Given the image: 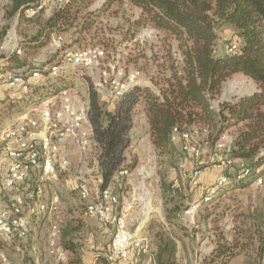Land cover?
Here are the masks:
<instances>
[{
  "label": "trees",
  "instance_id": "1",
  "mask_svg": "<svg viewBox=\"0 0 264 264\" xmlns=\"http://www.w3.org/2000/svg\"><path fill=\"white\" fill-rule=\"evenodd\" d=\"M42 1L12 0L9 5L8 16L18 15L20 46L26 53L48 45L55 34L69 36L72 42L70 47L73 43L80 46L87 44V35L93 38L98 36L97 19L110 10L111 15H117L119 12L118 9L113 10L114 6L121 7L127 2L140 9L137 17L128 15L130 18L127 34L132 32L131 35L135 36L141 27L150 25L160 30L165 40L173 38L177 41L179 58L170 63V73L156 81L160 85L159 93L149 86L137 85L119 96L121 100L113 108H109L104 102L100 103L96 95L92 98L91 109L87 112L97 147V169L92 175L91 184H98L97 178L101 175L103 182L99 184L100 188H111L118 194L127 183V173H121V170L130 172L138 163L136 158L126 164L123 161L131 142L133 108L142 103L151 142L159 157L162 153H169L174 147L172 134L175 127L180 132L190 133L191 142L205 141L215 149L225 130L236 128L229 150L217 149L222 153H211L215 156H226L233 161L229 165L221 166L222 174L230 181L220 188L217 196L231 189L248 188L258 179H262L260 184L264 186V0H105L95 10L90 7L97 0H67L53 7L49 15H46V10L35 16L24 13L26 6ZM124 15L127 16V13ZM8 28L9 24L0 25V48ZM93 29L96 31H92ZM228 29H232L235 36L224 45V51L219 52L221 35ZM99 42L107 47L109 45L103 37H99ZM233 44H237V48L228 51ZM0 62L3 63L0 65L1 72L10 70L15 76H23L29 86L27 91L13 86L16 96L1 94L0 116H5V119L2 118L4 121L11 118L14 120L15 116L25 113L23 108L18 107L17 102L29 98L28 96L32 97L27 102L39 103L42 99L33 96L42 89L44 75L34 77L35 66L32 68L28 57L19 55L16 51H0ZM24 67L27 69L21 70ZM29 68H32L31 72ZM28 72L30 73L27 74ZM235 73H243L253 79L256 89L234 99L222 100L225 84ZM53 87L54 91L61 89L59 84H54ZM15 100L20 101L15 103ZM216 101L218 107L213 105ZM0 124H3L1 120ZM198 132L204 133L205 138L199 137L198 140L194 136ZM2 152L0 150V154ZM35 169L39 168L31 169L27 178L14 187H5L0 183L1 190L6 191L3 195L7 197L9 191L18 192L24 198L28 211L32 208L30 204L38 203L43 197V189L41 193L38 192L36 179H30ZM248 169L250 172L246 173ZM6 170L7 168L4 169V174ZM159 177L164 216L168 224L158 218L151 219L147 224L150 236L148 252L140 249L134 252L145 257L151 255V264H180L178 253L181 238L177 230L186 226L180 213L186 205L178 197L185 195L182 187L171 180L172 177L167 179L166 171L160 170ZM42 180L49 179L42 177ZM79 197L82 212L86 213L87 200L80 193ZM119 199L120 208V195ZM257 200L256 203H248L246 208L238 210L232 239L219 235L211 253L203 258L205 264H231L237 258H241V264L260 263L264 258V197L259 194ZM209 203L211 202H204L206 205ZM209 216L210 213H207L205 218ZM83 223L82 215L73 213L71 219H65L60 224V245L72 252L68 260L61 264H86ZM43 231L44 226L37 225L35 229L31 226L25 237L18 232L10 239L0 236V240L3 239L9 248L10 263L36 264L30 250L37 245L44 251V244L37 243L41 235V239L45 236ZM109 249L95 255L94 264H115L117 261L111 262L108 259ZM15 253L21 258L15 257ZM40 261L47 263L45 255H42Z\"/></svg>",
  "mask_w": 264,
  "mask_h": 264
},
{
  "label": "rangeland",
  "instance_id": "2",
  "mask_svg": "<svg viewBox=\"0 0 264 264\" xmlns=\"http://www.w3.org/2000/svg\"><path fill=\"white\" fill-rule=\"evenodd\" d=\"M104 2L105 0H97L91 5L90 9L95 10ZM56 3V0H50L48 2L49 9L45 12L51 11ZM10 4V0H0V25L4 26L9 24L7 34L0 48V51L4 53H11L16 47H21L20 35L17 31L18 17L17 15L12 17L8 16ZM115 9H118L119 13L117 15H111L110 10L106 13L104 12L102 17L97 19L96 26L98 28L95 29L99 32L98 36L93 38V36L87 35V44L80 46L78 43H73L70 47L69 44L72 43L70 42V37L65 35L61 42L62 48H58L54 42V39L57 38L58 35L55 34L52 36V41L44 47L31 50L27 53L24 48L21 47L22 53L19 55H26L29 59L30 66L32 68L35 66L33 71L36 68H39L42 71V75H44V79L41 81L43 83L42 89L39 94L33 96L37 99H42L39 103L26 101L32 96H28L29 98H24L22 101L15 100V103L20 101L16 104L18 107L24 109V114H26V116L22 117L24 115L22 113V115L15 116L14 120L11 118V120L6 121H4L5 116H0V120L3 122L2 125L0 124V137L3 128L9 124L22 119L27 120L32 117L39 119L41 116V110L46 101H50L53 107H58L65 98H69L76 106L83 105L87 108V111H90L91 100L94 95H96V98L100 103L104 102L106 106L113 108L114 105L121 100V97L112 91L114 85H116L114 90H117L116 87L119 83H128L131 82V79H133L136 86L146 85L151 87L153 91L159 93L160 85L157 84L156 81L161 80L164 74H169L170 70L168 68L170 63H172V60L179 58L177 41L173 38L165 40L163 33L150 25L141 27L135 36L131 35L132 32L127 34L129 26L128 19L130 18L128 15L135 18L140 14V9L130 6L128 2L124 3L121 7L115 5L113 10ZM124 13H127V16L124 15ZM95 29L92 31H96ZM234 36L235 33L233 30L228 29L227 33H225V37L227 38L224 40V45L227 44L229 40L233 39ZM99 37L104 38L107 44H109L108 47L99 42ZM88 47H101L105 50L106 57L101 60L99 65L93 67L69 65L61 74H59V76L50 73V67L55 63L62 61L63 56L67 52ZM169 51H172V53ZM32 68H29L31 69L30 72L32 71ZM24 69L27 68L24 67L21 70ZM8 71L9 73L7 77L9 79L7 82L5 80L1 81L0 79L2 82L1 94L8 97L16 96V90L9 84L14 73L10 70ZM100 83H102V85H100ZM54 84H59L61 89L59 91H54ZM251 88H253V82L249 77L238 74L227 81L224 87L225 93L221 96V99H233L238 95L246 94L244 91ZM65 90L67 91V94H63V91ZM215 103L218 105V101ZM133 121L131 142L129 149L126 152V158L123 162L126 164L129 160L136 158L138 163L132 174H130V172L127 173V183H125V186L122 187L123 189H120L118 192L122 198L123 205L130 207V218L128 222L129 229L136 233L135 231L142 218L145 217V213L151 208L160 206L162 195H160L161 191L158 189L160 187L159 171L164 170L166 171L167 179H171L172 177L171 180H174L175 183L177 182L179 186L182 187V191L185 195V197L179 195L178 199L182 200L184 206L186 205V207L180 212L182 222L186 226L181 230L175 228L181 238L179 239V262L180 264H205L203 258L205 255L211 253L219 235L232 239L235 226L234 219L238 210L246 208L248 203H256L259 194H261L262 198L264 197V186L256 182L248 188L231 189L226 193L220 194L207 205L200 201V207L196 211L194 217H186L184 211L187 206L193 202L202 200V198L198 200L197 197L201 194V191L204 193V188L207 184L202 182V186L192 185V182L190 183V178L184 175V172L180 170L179 164L185 162L189 171L200 169L202 173L208 171L206 175L211 176L213 174L211 169L216 166L207 164L206 161L211 153L222 152L205 141H201L200 143L192 142L197 144L202 151V154L197 157L184 149L185 141L180 139L173 143L174 147L169 153H162L159 157L151 142L149 124L142 103L136 104L133 108ZM236 131V128H230L225 130L224 133L235 134ZM92 133L91 126L89 144L85 149L80 148L72 137H68L66 140L59 142L62 151L60 159L62 160L66 157L70 161V170L68 171V174L65 175L60 172L61 174L59 175L58 180L43 181V176L39 169H35L31 173V179H36L35 181L37 184L43 189L42 200L47 201V198H50L53 195H58L60 198L56 204L57 208L50 213L46 212L49 216L44 225L45 231H43V234H45V236L42 241H49V233L52 224H62L67 216V204H63L62 201L65 199L63 197H70V193H72L70 191L71 181H75V179L70 178V175H77V168L87 171L90 167L94 166L93 158L96 157L97 147L94 144L95 142ZM194 136L198 140L199 137H201V139L205 138V134H200L199 132L195 133ZM223 141L226 140L224 139ZM2 145L3 143L0 138V147ZM64 146L65 148H63ZM71 150H76V152ZM189 171H187V173L190 174ZM173 175L175 176L174 178ZM88 178H90V176ZM73 192H76L75 194L79 198L80 191L78 186ZM18 196H20L18 192L14 193L10 191L7 197L3 196L6 205L10 203V207L4 209L12 211L13 204ZM37 206L38 203L34 202L31 211L27 210L25 204L22 208L23 214L28 219L29 230L33 225L32 218L34 215L40 216V219L43 215H46L45 212L32 211L33 209L36 210ZM130 212H133L132 216H130ZM207 213H210V216L206 219L205 215ZM102 223H106L105 226L109 229V240L111 241L114 226L106 221H102ZM167 224L168 222L166 221V225ZM136 235L144 239L143 235ZM0 236L3 239H10L4 235ZM5 243L4 240L2 243L0 242V253H3L8 258V264H11L9 260V248ZM3 244L5 247L2 246ZM34 247L30 250L34 259H39L41 255H45L47 260L46 264H61V261L57 260L49 253L48 244L46 246L44 243V251L41 249V252L37 245L35 247L37 248L36 251H34ZM206 252L207 254H205ZM15 254V257H18L19 259L21 258L17 253ZM263 259L264 258H262L261 261H263ZM123 261L124 260L118 259L116 263L122 264ZM261 261L259 264H261ZM0 262H2L1 259ZM37 264L41 263L39 262ZM231 264H241V258H237Z\"/></svg>",
  "mask_w": 264,
  "mask_h": 264
},
{
  "label": "built area",
  "instance_id": "3",
  "mask_svg": "<svg viewBox=\"0 0 264 264\" xmlns=\"http://www.w3.org/2000/svg\"><path fill=\"white\" fill-rule=\"evenodd\" d=\"M43 0L34 5H29L24 8V13L27 16H35L42 10L49 9L48 2ZM57 4L67 0H56ZM54 5L53 7H55ZM63 37L58 35L54 42L58 48L61 47ZM237 48V44H233L228 51ZM18 54L22 53L21 47L14 49ZM106 57V52L101 47H88L76 51L67 52L63 56V60L55 63L50 67V73L59 75L69 65H83L86 67L97 66L101 60ZM41 70L36 68L33 71L34 77H40ZM132 82V83H131ZM128 83H119L117 90H112L117 95H124L131 91L136 84L133 79ZM10 86H19L22 91L29 89L26 79L21 76H13L10 80ZM102 85V83H100ZM2 92V82L0 81V98ZM67 94V91H63ZM91 131V123L88 118L87 108L83 105H75L69 98H65L58 107H53L50 101H46L41 110L39 119L34 117L27 120H20L15 123L5 126L1 133L0 147L3 152L0 154V183L5 187H14L17 183L23 182L31 169L39 168L44 179L57 180L60 172L68 171L70 161L64 157L60 159L62 153L60 141L66 140L68 137L75 139L80 148L85 149L89 144V136ZM190 133L180 132L177 127L174 128L172 140L177 141L181 138L185 140L184 149L194 156L199 157L202 154L200 147L189 140ZM226 141H223V140ZM232 140L226 136L218 142L216 148L220 150H229ZM60 161V162H59ZM233 161L226 156H215L210 154L207 164L221 167L229 165ZM4 174V169H6ZM180 170L184 175L188 176L192 183L201 186L200 169H195L187 173V164L182 162L179 164ZM97 169V164L90 167L87 171L77 168V180L80 195L87 200L86 213L90 216L101 218L107 223L114 226V232L108 253V259L115 262L118 259L126 261L131 252L142 250L147 252L148 245L145 240L138 237L136 233L128 227V218L130 207L121 204L120 199L111 188L101 189L99 184L103 182L102 176H98V184H91L90 178ZM248 169L246 173H249ZM121 173H128L127 170H122ZM87 174V175H86ZM89 174V175H88ZM178 180V179H176ZM230 179L221 174L218 176L215 183L205 187L202 200L191 203L184 211L186 217L193 218L196 211L200 207L201 202H212L217 196L221 187L226 185ZM258 183H262V179H258ZM38 192H42V187H38ZM59 196L55 195L51 201L40 200L36 210L37 212H51L56 209ZM24 198L18 196L13 204V210L0 208V235L11 238L15 232L20 236H26L28 232V219L23 214ZM36 213V212H35ZM60 224L54 223L51 226L48 241V251L57 260L65 262L68 260L69 252L60 245ZM19 249V248H18ZM37 248L34 247V251ZM0 259L4 264H8V258L0 253ZM264 264V261L263 263Z\"/></svg>",
  "mask_w": 264,
  "mask_h": 264
},
{
  "label": "crops",
  "instance_id": "4",
  "mask_svg": "<svg viewBox=\"0 0 264 264\" xmlns=\"http://www.w3.org/2000/svg\"><path fill=\"white\" fill-rule=\"evenodd\" d=\"M10 1H12V0H10ZM45 13H46V15H49L51 13V11H47ZM17 17H18V15H17ZM225 33H227V30H226V32H224L221 35V38H220V41H219V44H218L219 52H223L224 49H225L224 44H223L224 40H226V38H227V37H225ZM2 64L3 63L0 62V65H2ZM8 73H9L8 70H6L5 72L4 71L3 72L0 71V79H1V81L5 80L7 82V80L9 79L7 77ZM238 74H241V75L246 77V75L243 74V73H235L232 77H235ZM249 79L253 82V88L244 91V93H252L256 89V86H257L256 82L253 79H251L250 77H249ZM224 93H225V90L223 91L222 95ZM237 94H239V93H237ZM214 106L218 107V105H216V103H214ZM24 116H26V114H24L22 117H24ZM22 117H20V118H22ZM224 136H226L228 139L232 140L234 134L224 133L223 137ZM94 144H96V143H94ZM63 148H65V146ZM71 151H75L76 152V150H71ZM93 160H94L93 162H94V165H95L97 163V157H94ZM135 169L136 168H134L132 171H130V174H132ZM69 170H70V168H69ZM211 170L213 171L212 172L213 174L211 176H207L206 175L208 173V171L202 173V175H201V184L203 182V183L207 184V186H209V185L215 183L217 178H218V176L223 173L222 172V170H223L222 167L216 166V167L212 168ZM39 171L41 173V169H39ZM68 171H62L61 173L66 175V174H68ZM31 178L32 177H30V179ZM70 178H74L75 179V181H71L70 191L72 192V189L75 190L77 188L78 180H77V175H75V174L74 175H70ZM91 180H92V176L90 177V181ZM68 182H69V180H68ZM158 182H159V179H158ZM191 182L192 181H190V183ZM192 185H194V184L192 183ZM195 186H197V185H195ZM158 189L160 190V187ZM25 190H26L25 192H27L26 188H25ZM5 192L6 191H2L1 188H0V208H8V207H10L9 206L10 203H8L6 205V203L3 200V196H4L3 194ZM70 194H71L70 197L69 196L63 197L65 199L62 201L63 204H67V206H66V215L67 216L65 217V219H71L73 217V213H78V214L82 215V218H83V221H84L83 227H82L84 256H85L86 264H94V256L99 254L100 252H104L106 249H109V247H110V242L111 241L109 240V238H110V236H109L110 233H108L109 229H107L105 224H103L100 219H98L96 217L88 216L85 212H82L83 208L79 205L80 197L78 198L76 196V194L73 193V192L70 193ZM160 195H161V193H160ZM203 195H204V193L201 191V194L198 196L199 198L196 195L195 196L199 200V199H201L203 197ZM53 197H54V195L51 196L50 198H47V201H51ZM28 204H30L29 200H28ZM31 205L32 204H30V206ZM30 215H31V213H30ZM132 215H133V212H130V216H132ZM48 216H49V214L46 213V215H43V217L41 219H40V216H35L34 215L33 218L31 217L32 218V224H33L32 228L35 229V227L37 225L44 226L45 223L47 222V217ZM129 218H128V222H129ZM153 218H158V219H160L162 221H165L164 206H163L162 197H161L160 206H158L156 208H151L150 210H148L145 213V217L142 218V220L140 221V224L138 225V227H137V229L135 231L136 234H138L139 236L143 235V238H144L145 242L148 244V250L150 248V236H149V230L147 229V224ZM97 219L100 220V221H98ZM41 236L39 237V239L37 241L38 245H43L46 242V246H47L48 240H44L43 241L44 243H43L42 239H41ZM40 252H41V249H40ZM68 252H69V256H71L72 252L69 251V250H68ZM179 252H180V248H179ZM205 254H207V252ZM41 257H42V255L40 256V258ZM40 258L39 259L35 258L36 264L39 263V262L41 264H43L40 261ZM8 263H9V261H8ZM151 263H152V256L151 255H148V256L145 257V256H141V254L137 255V254H135V252H131L129 258L126 261L122 262V264H151ZM115 264H119V263H115Z\"/></svg>",
  "mask_w": 264,
  "mask_h": 264
}]
</instances>
